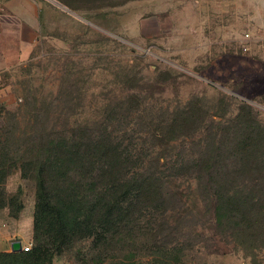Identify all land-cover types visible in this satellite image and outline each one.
I'll use <instances>...</instances> for the list:
<instances>
[{"label":"rangeland","instance_id":"374dc122","mask_svg":"<svg viewBox=\"0 0 264 264\" xmlns=\"http://www.w3.org/2000/svg\"><path fill=\"white\" fill-rule=\"evenodd\" d=\"M46 1L61 10L60 16L31 58L0 87V252H12L15 242L34 248L35 185L19 171L20 150L27 143L21 132L106 124L135 137L126 143L147 147L152 142L147 134L165 128L167 111L192 108L204 118L194 137L198 142L209 131H234L238 115H248L244 104L254 109L264 131V53L253 43L244 54L239 44L245 33L263 34L264 0H177L176 6L168 0H135L116 11L113 0H86L76 11ZM135 96L139 101L131 109ZM39 109L43 117L37 119ZM113 110L120 114L112 116ZM177 184L185 193L192 191L187 181ZM194 195L184 214L192 224L197 219L203 236L187 251L186 264H264V247L254 256L229 235L213 237L203 208H194ZM118 241L105 257L92 239L80 241L54 264H105L103 258L134 256L142 264L162 263L144 230L138 235L129 225Z\"/></svg>","mask_w":264,"mask_h":264},{"label":"trees","instance_id":"16d2710c","mask_svg":"<svg viewBox=\"0 0 264 264\" xmlns=\"http://www.w3.org/2000/svg\"><path fill=\"white\" fill-rule=\"evenodd\" d=\"M68 1L65 5L72 11L87 2ZM113 1L111 7L135 0ZM135 98L131 109L139 101ZM242 108L248 115H238L234 131H209L198 142L194 137L204 118L192 108L167 111L165 128L147 134L152 141L147 147L126 143L135 137L106 124L19 132L27 141L20 150L19 171L35 185L34 248L0 252V264H54L56 256L91 239L105 257L119 246L118 236L129 225L138 235L144 230L161 264H186L187 251L203 236L195 226L197 219L192 224L184 214L193 193L194 208H203L213 237L229 235L255 256L264 247V131L254 109L246 104ZM117 114L112 111V116ZM179 181H187L192 191L185 193ZM22 209L19 200V212ZM170 212L177 214L174 220ZM136 257L102 261L142 264Z\"/></svg>","mask_w":264,"mask_h":264},{"label":"crops","instance_id":"0c3cea01","mask_svg":"<svg viewBox=\"0 0 264 264\" xmlns=\"http://www.w3.org/2000/svg\"><path fill=\"white\" fill-rule=\"evenodd\" d=\"M55 1L71 11L65 5L68 0ZM168 1L176 6L177 0ZM59 13L61 10L46 0H0V87L20 62L31 58Z\"/></svg>","mask_w":264,"mask_h":264},{"label":"built area","instance_id":"2783aa9c","mask_svg":"<svg viewBox=\"0 0 264 264\" xmlns=\"http://www.w3.org/2000/svg\"><path fill=\"white\" fill-rule=\"evenodd\" d=\"M262 35H260L257 38H253V36L250 33H245L241 37V40L239 41L240 49L244 54H247L251 50V44L257 43L260 45L261 51L264 53V2L262 4ZM31 250L30 247H23L24 252H29Z\"/></svg>","mask_w":264,"mask_h":264},{"label":"water","instance_id":"95a60500","mask_svg":"<svg viewBox=\"0 0 264 264\" xmlns=\"http://www.w3.org/2000/svg\"><path fill=\"white\" fill-rule=\"evenodd\" d=\"M23 251V246L21 242H15L12 244V252L19 253Z\"/></svg>","mask_w":264,"mask_h":264}]
</instances>
